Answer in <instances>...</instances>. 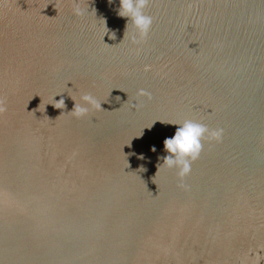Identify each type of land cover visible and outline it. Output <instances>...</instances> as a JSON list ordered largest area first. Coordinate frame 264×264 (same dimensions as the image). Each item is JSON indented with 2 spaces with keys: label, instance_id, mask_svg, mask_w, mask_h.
<instances>
[{
  "label": "water",
  "instance_id": "95a60500",
  "mask_svg": "<svg viewBox=\"0 0 264 264\" xmlns=\"http://www.w3.org/2000/svg\"><path fill=\"white\" fill-rule=\"evenodd\" d=\"M118 7L0 0V264H264V0ZM186 120L223 132L179 178Z\"/></svg>",
  "mask_w": 264,
  "mask_h": 264
},
{
  "label": "clouds",
  "instance_id": "9594fccd",
  "mask_svg": "<svg viewBox=\"0 0 264 264\" xmlns=\"http://www.w3.org/2000/svg\"><path fill=\"white\" fill-rule=\"evenodd\" d=\"M113 3L114 0H107L108 5H112ZM147 4L148 0H119V7L115 11L118 17L126 18L124 39L127 36L131 42L137 43V37L143 39L147 35L152 25V17L144 13ZM73 14L79 16L83 14V11L76 8L73 10ZM110 38L115 39V32L110 33ZM58 95L60 94L52 97L50 104L56 109L63 110L65 108L64 99L62 97L59 100L54 99ZM139 95L148 94L141 90ZM74 102L73 109L68 113L76 117L87 115L90 107L102 110L101 103L91 94H84L80 97L79 102L76 100ZM0 110H3L2 107H0ZM171 125L176 126L175 131L170 137H166L163 140V150L167 155L159 158L163 162L158 165V171L161 167L176 169L177 176L183 178L190 173L192 162L198 158L203 147L202 140L205 138V134H208L211 139L218 141L222 136L223 130L217 129L209 132V129L205 125L190 120ZM151 150L155 152L156 148L153 147ZM139 158L144 159L143 156Z\"/></svg>",
  "mask_w": 264,
  "mask_h": 264
}]
</instances>
